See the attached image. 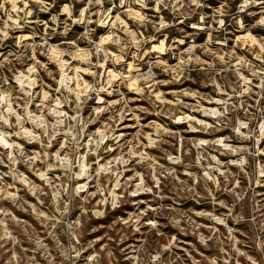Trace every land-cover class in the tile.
Wrapping results in <instances>:
<instances>
[{
  "label": "rangeland",
  "instance_id": "1",
  "mask_svg": "<svg viewBox=\"0 0 264 264\" xmlns=\"http://www.w3.org/2000/svg\"><path fill=\"white\" fill-rule=\"evenodd\" d=\"M0 264H264V0H0Z\"/></svg>",
  "mask_w": 264,
  "mask_h": 264
},
{
  "label": "bare ground",
  "instance_id": "2",
  "mask_svg": "<svg viewBox=\"0 0 264 264\" xmlns=\"http://www.w3.org/2000/svg\"><path fill=\"white\" fill-rule=\"evenodd\" d=\"M103 40H104V39H102L101 41H103ZM103 50L106 52V49H105L104 47H103ZM106 53H107V52H106ZM111 72H112V71H111ZM111 72H110V73H111ZM112 73H113V72H112ZM112 73H111V74H112ZM64 76H65V75H64ZM232 162H233V161H232Z\"/></svg>",
  "mask_w": 264,
  "mask_h": 264
}]
</instances>
